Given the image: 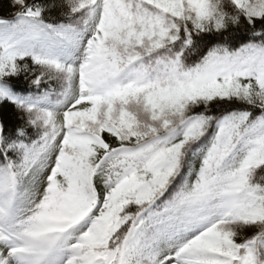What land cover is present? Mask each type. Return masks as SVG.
<instances>
[{
    "label": "snow or ice",
    "instance_id": "1",
    "mask_svg": "<svg viewBox=\"0 0 264 264\" xmlns=\"http://www.w3.org/2000/svg\"><path fill=\"white\" fill-rule=\"evenodd\" d=\"M0 12V264H264V0Z\"/></svg>",
    "mask_w": 264,
    "mask_h": 264
},
{
    "label": "trees",
    "instance_id": "2",
    "mask_svg": "<svg viewBox=\"0 0 264 264\" xmlns=\"http://www.w3.org/2000/svg\"><path fill=\"white\" fill-rule=\"evenodd\" d=\"M5 2H6V0H0V7H3ZM0 14H3V12H0Z\"/></svg>",
    "mask_w": 264,
    "mask_h": 264
}]
</instances>
